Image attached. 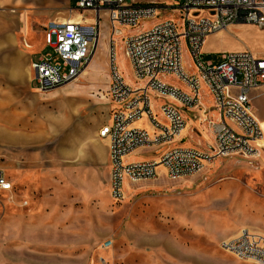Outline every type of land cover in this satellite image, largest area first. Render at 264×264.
<instances>
[{"label": "rangeland", "instance_id": "rangeland-1", "mask_svg": "<svg viewBox=\"0 0 264 264\" xmlns=\"http://www.w3.org/2000/svg\"><path fill=\"white\" fill-rule=\"evenodd\" d=\"M78 1L70 0L69 5V0H0V11L17 16L18 25L20 17L28 19L35 33L38 53L34 61H37L49 51L46 47L42 50L46 24L50 20L81 15L75 10ZM179 16L178 11H162L157 17L143 20L136 28L121 27V30L123 36L134 35L163 21L178 20ZM102 23L103 29H107L105 16ZM240 26L244 27L218 36V46L224 53L243 48L264 57V28ZM97 47L78 80L28 97L25 102L27 132L34 130L36 140L41 142L29 151L41 165L47 189L28 197L27 188L15 186V201H22L23 216L39 211L41 207L37 206L41 202L52 209L67 210L72 217L58 229L23 230L21 244H9L2 233L1 206L6 200L1 195L0 264H256L229 255L221 244L245 229L264 236V158L257 160L242 154L217 158L202 172L178 180L169 179L162 171L158 179L126 181L128 191L121 202L110 197L107 141L98 135L110 118L109 37L101 35ZM222 53L203 54L202 59L218 64ZM184 57L186 69L194 72L186 50ZM116 64L130 85H143L134 78L121 36L117 37ZM162 80L187 90L175 77ZM33 88L37 90L36 82ZM201 95L209 118L218 121V112L213 109V99L205 86ZM152 97L154 105L169 102L155 99V93ZM253 103L257 118L264 120V88L256 92ZM185 115L193 119L186 111ZM189 124L190 120L187 129H191ZM133 126L146 128V122ZM176 142L209 150L213 134L203 124ZM166 148L138 149L125 158V163L157 158ZM2 160L6 157L0 156V167ZM55 167L68 173L67 179L65 175L59 176V188L50 190V172ZM10 208L15 211L13 206ZM107 242L111 243L108 249Z\"/></svg>", "mask_w": 264, "mask_h": 264}, {"label": "built area", "instance_id": "built-area-1", "mask_svg": "<svg viewBox=\"0 0 264 264\" xmlns=\"http://www.w3.org/2000/svg\"><path fill=\"white\" fill-rule=\"evenodd\" d=\"M75 10L93 12L94 25L50 20L44 28L45 47L49 51L31 64L33 81L42 94L78 80L92 61L105 16L110 44L111 109L109 121L98 135L107 141L109 190L114 201L125 199L126 181L158 179L162 171L169 179H183L202 172L215 159L230 155L264 158V132L253 105V93L264 88V57L246 49L222 53L218 64L202 59L209 36L233 25L264 28V0H183L182 4L177 0H79ZM169 10L178 11L179 19L123 36L121 27L136 28L143 20ZM119 36L135 80L143 82L141 87L130 85L117 67ZM185 50L194 72L186 69ZM168 76L178 79L187 90L162 80ZM203 86L213 99L218 121L209 118L201 95ZM152 93L155 99L175 100L180 107L164 102L154 112ZM185 111L200 126L204 124L212 131L209 150L177 144L187 128ZM143 121L146 128L133 126ZM151 147L167 148L152 160L125 163V158L136 150ZM0 195L10 199L15 196V186L1 168ZM110 246L111 243L105 244L107 249ZM221 248L239 260L264 264V236L247 229L224 241Z\"/></svg>", "mask_w": 264, "mask_h": 264}, {"label": "crops", "instance_id": "crops-1", "mask_svg": "<svg viewBox=\"0 0 264 264\" xmlns=\"http://www.w3.org/2000/svg\"><path fill=\"white\" fill-rule=\"evenodd\" d=\"M82 18L85 20H82ZM17 19H19L17 16L0 11V156L6 157V160L1 161L0 168L11 178L14 186L17 188L18 186L27 188V196L30 194L28 197H31L36 192L39 194L41 191L47 189V182L42 179L41 165L36 162L37 158L29 151L30 149H36L41 142L39 139L36 140V132L34 130L33 132H27L24 114L27 98L40 94L33 88L34 81L31 69V64L35 62L34 55L38 51H35V33L31 30L28 19L20 17V25H18ZM60 20L74 23L83 21L82 23L88 25H94L95 23L93 12H85L81 13V15L75 14L70 19ZM102 26L103 23L100 26L99 41L101 40V35L109 37L108 27L107 29H103ZM245 26H248L250 29L256 28L254 25L247 24ZM236 27L244 26L233 25L228 30ZM226 31L207 38L202 51L205 56L223 52L218 46L216 38L225 34ZM44 48L45 44H42V50ZM241 49L240 51L246 50ZM176 86L181 88L179 85ZM255 94L256 92L253 93V97ZM169 103L180 107V104L175 100L169 99ZM159 106L160 104L154 105V112L158 111ZM183 114L186 117L185 112ZM186 119L187 124L188 120H190L189 126H191V129L186 128L187 130H184L185 135L182 134L181 138H185L191 130L200 126L199 121L195 118ZM147 129L149 128L147 127ZM206 137L208 136L205 135V139ZM152 159L147 158L144 160ZM208 166L210 165L206 167ZM51 171L49 189L57 190L60 186L59 176L65 175L67 179L68 173L64 174L60 172L62 170H59L57 167ZM2 196L4 197L2 200H6L1 206L2 233L9 244H21L23 230L34 231V229H41L50 231L58 229L65 225L67 219L72 217L71 213L67 210L52 209L46 203L41 204V202L37 206V208L41 207L39 211H34L31 214L23 216L21 214V211L24 212L22 201L19 199L15 201L16 196H14V199H10L7 195ZM11 206H13L14 212L11 210ZM68 213H70V216H68Z\"/></svg>", "mask_w": 264, "mask_h": 264}, {"label": "bare ground", "instance_id": "bare-ground-1", "mask_svg": "<svg viewBox=\"0 0 264 264\" xmlns=\"http://www.w3.org/2000/svg\"><path fill=\"white\" fill-rule=\"evenodd\" d=\"M82 20H83V18H82ZM83 22V21H82ZM82 22H78V23H82ZM99 44H100V41H99V43H98V46H99ZM97 50H98V47H97ZM97 50H96V52H97ZM259 120V123H260V125H261V128H262V130H263V132H264V120H260V118L258 119ZM183 135H185V131L183 132ZM210 166H211V164H210ZM105 201V200H104ZM103 201V202H104ZM234 201V200H233ZM109 205V204H108ZM247 261H250V260H247ZM251 262V261H250Z\"/></svg>", "mask_w": 264, "mask_h": 264}]
</instances>
